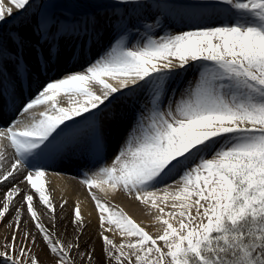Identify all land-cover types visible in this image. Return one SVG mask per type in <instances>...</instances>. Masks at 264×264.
<instances>
[{"label":"snow or ice","instance_id":"snow-or-ice-1","mask_svg":"<svg viewBox=\"0 0 264 264\" xmlns=\"http://www.w3.org/2000/svg\"><path fill=\"white\" fill-rule=\"evenodd\" d=\"M151 7L110 0L77 17L58 13L54 0H0V101L7 93L23 117L0 128V225L12 216L0 264H77L74 251L88 264H264V0H199L182 18L207 23L158 38L146 31L127 45L133 29L153 27ZM113 39L104 55L60 76L74 55L69 40ZM194 63V81L173 87ZM25 80L38 84L27 101ZM118 100L139 103L135 124L111 163L81 181L98 214L97 253L80 243L90 223L81 202H54L48 161L77 148L105 159ZM118 192L145 206L156 235L109 202ZM58 209L74 228L67 244L55 231Z\"/></svg>","mask_w":264,"mask_h":264},{"label":"bare ground","instance_id":"bare-ground-1","mask_svg":"<svg viewBox=\"0 0 264 264\" xmlns=\"http://www.w3.org/2000/svg\"><path fill=\"white\" fill-rule=\"evenodd\" d=\"M148 1L155 2L156 0H148ZM200 23H198L197 20H191V22L188 23L189 25L184 26V27L191 28L194 25L200 24ZM177 25L181 26L182 24L179 22ZM11 26H12V21L6 22L3 25L4 31L7 32L11 28ZM162 29L166 30V28H164V27H162ZM84 47L88 48L87 45H84ZM89 50H90V48H89ZM95 60H96V58L91 59V62H93ZM86 66H87V64L84 67H86ZM82 67L83 66H76V67H74V69H71L68 71L69 72L78 71V70H81ZM64 72L65 71L60 72V76H62L64 74ZM6 75H7V73H6ZM53 77H56V76H53ZM30 86H31V83H29L27 80H25L24 85H23V91L25 92L26 90H28V87H30ZM37 91H38V85L36 86L35 90L32 91L30 96L25 99V101H27L30 97H33L37 93ZM97 91H99L98 87H97ZM8 98H10V96H8ZM62 103L66 104L67 99L62 98ZM116 103L117 102L115 101L114 104L116 105ZM3 105L6 108L9 107L6 101L3 103ZM40 108H41V106H38L35 109H33V111L38 113V112L42 111V109H40ZM117 111H118V116L119 117L121 116V118L117 119L114 123L110 124L109 131H110V135L111 134L116 135L117 133H119V131H121V135H120L119 139L116 141V143H114V144L111 142L114 140L109 139L106 150L103 153V154H105L107 149L110 147V152H109V157H108L109 161H110L109 164L111 163L112 159L114 158L112 156H114L116 154V152H117L120 144L124 140L125 136L128 134V132L131 130L132 126L135 124L134 119L138 115L139 109L137 107H133V108H129L128 110H126V107L122 108V107L118 106ZM19 118H23V117L20 116ZM78 150H80L82 152V150L80 148H77V149H75L74 154L70 153V155L71 156H78L79 155ZM8 152L11 155L12 149L9 148ZM68 158L69 157L67 155L64 157V159H60V158H50L49 159L48 162L50 164H53V166H52V168L48 167V170L51 172V173L47 172L48 190L50 191L52 197L54 198V202L57 204L61 201V199H65V200L69 201V208H70L75 203L76 200H79L81 202L83 212L85 215V220H86V222L90 221V223H89L88 228L85 229L84 235L80 238V243L82 245L87 244V248L90 251L92 249L93 245H95L96 249L99 247V241H98V239L95 238L96 233L98 231V214L95 210L94 203L90 200V197L88 196L86 186L81 184L80 182L78 183V181L75 180V178L78 177L76 175L75 171H72L71 175H68V176H65L61 173V172L71 171V170L66 171L63 168L59 167V165L64 163V161L67 160ZM91 160H93L94 166L90 167L88 170L90 175L92 172L96 171L99 167L106 165V163L102 162V160L95 161L92 158H91ZM57 173L59 175H56ZM80 178H83V177L81 176ZM174 179L178 180V177L174 178ZM168 183H172V181L170 180V181H168ZM21 186L24 187L23 185H21ZM157 187H163V185H158ZM3 190H6V188ZM21 199H22V197H21ZM108 199L112 205L118 206V208H122L137 223H139V224H141V226L145 227V229L148 232H150L153 235L157 234V232L160 228V225L154 223V221L152 219V215L149 214V212L145 208V206L139 204L133 197H129L127 194H125L123 192H118L114 195L110 194ZM17 206H18V204H17ZM36 209H37L38 213L41 214V219L43 220V222L46 225L50 226V221L48 219V216L46 214H44L43 206L40 205L39 203H37ZM67 211L68 210L65 209L64 212H60L58 209V211H57L58 226L55 229L58 237L60 239H62L65 242V244L71 242L73 240L74 235H75L74 228L71 224H69V221L67 219H62L66 215ZM89 213L91 215H89ZM11 219H12V216H9L8 221H10ZM24 220L26 222L28 221L27 214L24 215ZM8 221L4 222L5 225L4 224L0 225V241L2 240V238H4L6 236L5 232H6L7 228L9 227ZM28 227L31 228V230L33 232H35V229L32 227L31 224H28ZM65 229L67 231H65ZM110 235L113 236V238H115L117 240V242H119L120 238H119L118 233H111ZM64 237L67 239L69 238V241L66 242L64 240ZM87 239H90V240L93 239L92 244L90 242H88ZM82 248L80 250L83 252L85 249L84 248L82 249ZM73 256L77 259V264L81 263L80 262L81 257H79L75 251L73 252Z\"/></svg>","mask_w":264,"mask_h":264},{"label":"rangeland","instance_id":"rangeland-1","mask_svg":"<svg viewBox=\"0 0 264 264\" xmlns=\"http://www.w3.org/2000/svg\"><path fill=\"white\" fill-rule=\"evenodd\" d=\"M54 2L57 4V9H56L57 11L59 12L66 11V12H70L71 14H77V13H81L83 10H87L92 7L96 9L101 8V6L109 3L110 0H54ZM198 2L199 0H156L155 2H150L147 0V3L152 5L151 9L147 13V15L151 17V19H148L145 22L152 24L153 27L150 30H146L142 26L138 27L137 29H133L129 33L130 34L129 39L126 38L125 43L131 46L132 44L142 42L146 31L149 34L153 35L154 37L158 38L159 36L165 35L168 32L175 33V32H179L183 30H189L190 28L184 27L185 25L178 26L174 22L170 23L167 20L168 13H170L171 11L177 12L179 8L195 6ZM164 6H166V8H164ZM157 20H158V23H157ZM203 23H207V22L203 21L200 24H203ZM162 27L166 28L167 31L162 29ZM198 68H199V64H195V63L192 64L190 67L186 68L183 72L180 73V76L174 82L173 87L178 86L180 89H183L188 84L193 82L194 79L198 75ZM179 95H180L179 92L175 93L176 98H179ZM40 109H42L43 111L44 106H41ZM106 161L109 162V159H107ZM79 182L82 184L81 181ZM21 230H23V226ZM11 231H12V228L9 226L5 232L6 236L2 238V240L0 241V245H3L5 243L6 238H10ZM95 238L97 239V237ZM64 240L68 242L69 238L67 239L64 237ZM87 241L92 244L93 239L92 240L87 239ZM0 250H2V248H0ZM34 251H38V249H34ZM98 252H99V247L97 248V253ZM86 258L87 257H84L83 260L80 259L81 263H78V264H88Z\"/></svg>","mask_w":264,"mask_h":264}]
</instances>
